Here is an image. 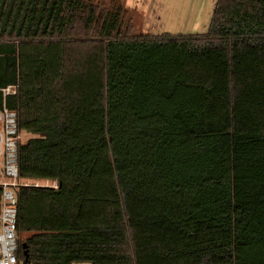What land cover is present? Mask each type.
<instances>
[{
    "label": "trees",
    "instance_id": "1",
    "mask_svg": "<svg viewBox=\"0 0 264 264\" xmlns=\"http://www.w3.org/2000/svg\"><path fill=\"white\" fill-rule=\"evenodd\" d=\"M96 0H0L21 264H264V0L121 33Z\"/></svg>",
    "mask_w": 264,
    "mask_h": 264
},
{
    "label": "built area",
    "instance_id": "2",
    "mask_svg": "<svg viewBox=\"0 0 264 264\" xmlns=\"http://www.w3.org/2000/svg\"><path fill=\"white\" fill-rule=\"evenodd\" d=\"M6 97L15 94L16 87L0 89ZM18 116L7 107L0 109V264H21L17 257V197L22 184L19 178ZM52 187L57 188L56 183ZM39 186V185H36ZM49 186V184H47Z\"/></svg>",
    "mask_w": 264,
    "mask_h": 264
},
{
    "label": "crops",
    "instance_id": "3",
    "mask_svg": "<svg viewBox=\"0 0 264 264\" xmlns=\"http://www.w3.org/2000/svg\"><path fill=\"white\" fill-rule=\"evenodd\" d=\"M152 11L147 12V18H153L157 22L158 33L164 34V27L168 23L174 24L171 29L181 31L174 34L205 33L210 25L211 17L217 0H145ZM172 9V10H170ZM166 22H165V18ZM162 29V33L160 30ZM39 184V183H38Z\"/></svg>",
    "mask_w": 264,
    "mask_h": 264
},
{
    "label": "rangeland",
    "instance_id": "4",
    "mask_svg": "<svg viewBox=\"0 0 264 264\" xmlns=\"http://www.w3.org/2000/svg\"><path fill=\"white\" fill-rule=\"evenodd\" d=\"M96 3L100 4L101 6H113V7H122L124 9L123 15V22H122V28L121 33L125 35L127 33V37H135L140 36L143 34H148L152 36L156 35H163V34H156L158 33L157 29V22H151L154 21L153 18H147V12L152 11V8H148L151 5V2L145 0H96ZM172 10V9H170ZM173 11V10H172ZM167 17L165 18V22ZM169 20V19H168ZM168 23L169 27H164L163 30H165L164 34H174V33H180L181 31H176L174 29H171L174 24L170 22ZM157 26V27H156ZM162 33V29L160 30ZM34 136L22 133L21 135V143H25L29 139L33 138ZM30 185H45L49 184V186L54 185L52 182H26ZM39 183V184H38Z\"/></svg>",
    "mask_w": 264,
    "mask_h": 264
}]
</instances>
